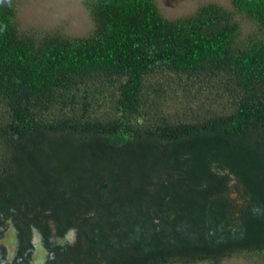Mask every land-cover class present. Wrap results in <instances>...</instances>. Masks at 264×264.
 Listing matches in <instances>:
<instances>
[{
  "label": "trees",
  "instance_id": "trees-1",
  "mask_svg": "<svg viewBox=\"0 0 264 264\" xmlns=\"http://www.w3.org/2000/svg\"><path fill=\"white\" fill-rule=\"evenodd\" d=\"M17 1L0 0V238L16 231L11 264H33L35 233L40 264L264 253V0L174 19L156 0H81L92 29L77 37L22 31ZM237 16L261 33L241 35ZM163 74L227 91L232 107L173 118Z\"/></svg>",
  "mask_w": 264,
  "mask_h": 264
},
{
  "label": "rangeland",
  "instance_id": "rangeland-1",
  "mask_svg": "<svg viewBox=\"0 0 264 264\" xmlns=\"http://www.w3.org/2000/svg\"><path fill=\"white\" fill-rule=\"evenodd\" d=\"M207 2H216L231 9L230 0H156L162 15L168 19H174L191 13L194 9ZM16 22L22 31L32 33V35L41 37L53 32H61L64 35L77 37L89 33L92 29V19L89 12L82 5L81 0H18L16 4ZM242 30L241 35L248 32L260 34L261 30L251 22L237 16ZM164 80V105L173 118L196 120L197 113L204 111V114L217 113L228 110L232 107V96L227 91L219 97L215 96L216 88L211 86H199L195 89L193 81L185 78H174V76L163 74ZM181 79L186 83L181 82ZM188 83V84H187ZM213 84V83H212ZM204 93H211L209 99L204 97ZM216 101L217 107H213V101ZM216 111V112H215ZM4 244L10 253L15 248L16 231L10 227L6 231ZM34 236V250L32 252L33 263L40 264L44 260L45 251L43 247L37 244ZM181 264V263H173ZM189 264V263H183ZM190 264H264V253L252 252L239 253L231 257L222 258L218 261H200Z\"/></svg>",
  "mask_w": 264,
  "mask_h": 264
},
{
  "label": "flooded vegetation",
  "instance_id": "flooded-vegetation-1",
  "mask_svg": "<svg viewBox=\"0 0 264 264\" xmlns=\"http://www.w3.org/2000/svg\"><path fill=\"white\" fill-rule=\"evenodd\" d=\"M8 229L9 228L4 230L3 237L0 238V244L3 245V246L0 247V264H11L15 260L16 246H17L16 238H15V241H14L15 248H14L13 253H10L8 248L4 244V238L7 235L6 231H8ZM2 248H4L3 249L4 251L2 250ZM16 259H18V258L16 257ZM33 264H35V263H33Z\"/></svg>",
  "mask_w": 264,
  "mask_h": 264
},
{
  "label": "water",
  "instance_id": "water-1",
  "mask_svg": "<svg viewBox=\"0 0 264 264\" xmlns=\"http://www.w3.org/2000/svg\"><path fill=\"white\" fill-rule=\"evenodd\" d=\"M50 225L52 226V221L50 222ZM34 236H36V240H37V242H39V240H38V235L35 233L34 235H33V237H32V241H33V239H34Z\"/></svg>",
  "mask_w": 264,
  "mask_h": 264
}]
</instances>
